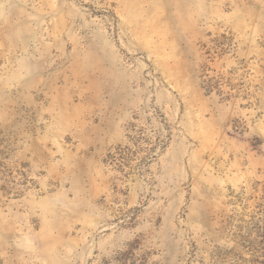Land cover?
<instances>
[{
  "label": "rangeland",
  "instance_id": "374dc122",
  "mask_svg": "<svg viewBox=\"0 0 264 264\" xmlns=\"http://www.w3.org/2000/svg\"><path fill=\"white\" fill-rule=\"evenodd\" d=\"M0 264H264V0H0Z\"/></svg>",
  "mask_w": 264,
  "mask_h": 264
}]
</instances>
